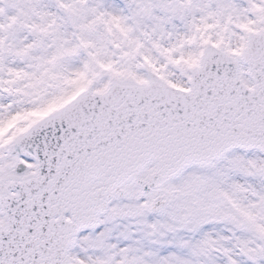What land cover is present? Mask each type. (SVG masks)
I'll list each match as a JSON object with an SVG mask.
<instances>
[{
    "label": "snow or ice",
    "instance_id": "1",
    "mask_svg": "<svg viewBox=\"0 0 264 264\" xmlns=\"http://www.w3.org/2000/svg\"><path fill=\"white\" fill-rule=\"evenodd\" d=\"M0 264H264V0H0Z\"/></svg>",
    "mask_w": 264,
    "mask_h": 264
}]
</instances>
